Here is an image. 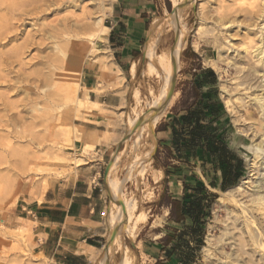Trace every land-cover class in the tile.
<instances>
[{
    "label": "rangeland",
    "instance_id": "obj_1",
    "mask_svg": "<svg viewBox=\"0 0 264 264\" xmlns=\"http://www.w3.org/2000/svg\"><path fill=\"white\" fill-rule=\"evenodd\" d=\"M177 1H180L181 8L174 12ZM20 2H27L29 5L25 11L33 15L30 18L17 15L11 20L16 27L11 31V42L0 38V264H37L40 261L34 253L36 242L33 225L19 218L22 217L23 207L27 208L34 201L41 202L50 188L70 179L75 172L73 167L84 164L87 156H98L95 145L99 141L93 139L91 142L87 136H114L110 131H117L118 136L123 137L121 142H115L108 148L104 158L107 166L115 153L122 154L112 176L116 180L115 184L122 186L116 193L124 199L135 198L136 215L147 216V223L139 227L136 237H127L123 228L115 233L119 243L131 250L130 255L135 257L134 264H157L159 261L163 264H184L180 256H186L188 249L183 241L190 242L194 248L192 264H226L223 248L231 254L235 252V247L231 242L223 246L225 242L221 240L227 235L238 234L234 228H242V220L235 218L241 212L235 201L252 204V191L249 184L243 183L251 175L254 159L250 148L254 144L250 129L256 128L260 117L253 108L246 110L245 106L234 100L242 95L248 97L243 94L244 87L240 83L249 72L248 65L254 61L242 58L244 53L241 47L253 40L250 52L254 50V56L256 47L260 45L261 30L256 29V26L263 20H258L257 16L263 10L264 0H160L156 28L150 34V39L155 40V43L152 48L151 40L149 44L147 41L143 44L139 63L136 61L139 76L131 83V89L130 81L126 80L123 72L127 73L128 68L122 71L114 60L109 47V34L103 42L95 41L93 52L84 51V65L77 85L66 83L68 79L62 74L63 71L53 69L57 67L56 64L60 65L56 54L58 51H53V54L51 51L55 41L48 37L56 30L54 28L60 29L67 24L76 32H82L85 30L82 24L86 26L98 16H103V24L110 27L112 22L109 15L114 0H100L101 3L98 0H0V4L6 7ZM184 2L187 4L182 10ZM4 18L12 19L11 14L2 10L0 23ZM226 20H232V23L223 28V21L226 23ZM236 25H245L244 28H249V31L244 32ZM158 28L160 31H157ZM42 30L47 31L45 37V34L41 35ZM232 36L235 37L233 45L229 42ZM26 44L28 50H25V55L14 57L17 53L14 50ZM64 48L67 52V65L64 63L62 68L68 70L74 66L71 62L74 54L66 45ZM192 48L202 56H195ZM145 53L148 59L151 53L166 59L164 71H170L172 83L175 75V84L170 94L175 97V107L161 122L168 120L167 116L171 112L178 114L197 102L201 92L195 89L192 76L199 65L202 68H214L216 83L205 87L214 91L213 102L219 108L214 128L234 156L241 160L240 164L233 161L238 177L234 178L235 184L227 190L215 187L224 181V169L214 174L209 172L211 169L208 170L207 166L203 169L200 163L187 166L174 160L172 162L180 165L182 171L171 176L165 183L161 167L170 161H167L168 155L161 142L170 143L169 137L158 133L161 122L152 131L148 128L144 130L152 120L153 114L150 115L149 107L161 92L163 77L162 74L159 77L150 74L147 68L149 60ZM53 55L55 62L51 60ZM43 57L46 60L42 61ZM210 59L217 61V64H209ZM47 60L50 62L47 63ZM241 61L250 63L240 65ZM153 63L160 72L158 61ZM49 64L51 67L48 70ZM257 67L260 68V65ZM91 75L94 76L93 82H88ZM137 92L139 102L134 98ZM79 98L85 103L82 110L76 107ZM228 101L234 104L235 111L228 110ZM147 114L150 116L149 121L143 124ZM138 115L142 126L140 130L134 131L128 123ZM111 141L105 139V145H111ZM159 151L161 160L157 167L154 157ZM137 156L138 164L127 176L128 167ZM184 180L192 186H205L217 199L212 204L201 245L193 240L188 230L175 255L178 259L168 262L160 250V240L167 233H172L167 227L170 209L165 202H159L164 193L167 196L182 197ZM238 186L242 188L238 189ZM111 207V213H116L118 208L112 197ZM25 225L29 229L22 232ZM186 225L191 226L192 223ZM113 232L110 228L109 243L114 237ZM209 238H212L211 243L208 242ZM115 249L118 253L109 257L108 264H119L123 259V250L117 246Z\"/></svg>",
    "mask_w": 264,
    "mask_h": 264
},
{
    "label": "crops",
    "instance_id": "obj_2",
    "mask_svg": "<svg viewBox=\"0 0 264 264\" xmlns=\"http://www.w3.org/2000/svg\"><path fill=\"white\" fill-rule=\"evenodd\" d=\"M159 8L160 0H114L112 3L109 15L112 23L108 27L110 30L109 47L119 68L122 71L125 67L128 68L127 73L123 72L126 80L130 81L128 82L129 89H131V83L139 76L138 63L142 47L146 41L149 44L152 38L150 34L156 28ZM192 51L195 56L198 55V58L202 56L193 48ZM145 57L148 59L146 53ZM134 65L136 67L135 76L132 74ZM206 69L213 70L214 68L203 67L201 70H195L192 76L193 81ZM214 73L216 74L215 71ZM93 77V75L89 76L87 81L93 82ZM204 90L209 89L204 88L202 91ZM175 102L176 100L167 114L175 107ZM186 110H181L178 114L171 112V115L167 116L168 120L161 122L163 117L161 123L159 122L158 133L168 136L170 142L173 136L171 127L174 119L181 121V115ZM149 118L147 114L143 118V124H146ZM109 133L114 136H87V140L91 142L93 139L99 140L95 145L98 156H87L84 164L73 167L75 172L70 179L50 188L41 202L34 201L27 208L23 207L22 217L19 218L33 225L36 242L34 253L40 260L37 264L109 263L107 251L110 226L107 217L112 209L110 195L112 184L108 181L109 164L105 165L104 158L108 148L115 142H121L123 138L118 136L117 131ZM105 139L112 140L111 145H105ZM117 156L122 158L121 153H115L108 173ZM132 166L133 164L128 167L127 176ZM161 172L164 176V172ZM109 253H112V249ZM117 253L118 251L115 254Z\"/></svg>",
    "mask_w": 264,
    "mask_h": 264
},
{
    "label": "bare ground",
    "instance_id": "obj_3",
    "mask_svg": "<svg viewBox=\"0 0 264 264\" xmlns=\"http://www.w3.org/2000/svg\"><path fill=\"white\" fill-rule=\"evenodd\" d=\"M99 1L100 0H98V2ZM20 3L15 4L13 6H7V7L4 4H0V13L2 10L3 11L5 10L7 13L11 14V18H12L10 20H7L8 18L7 19L4 18L2 23H0V38H2V40L4 41L11 42L13 40V37H11L10 34H11L12 29L13 28L15 29L16 27L12 23L11 20H13L17 15L19 17H27V18H30L33 15L32 12L25 11V8L29 5L27 2H20ZM183 4L184 5H181L183 6L182 10L187 3L184 2ZM174 7H175L174 12H178L181 8L180 1H177ZM261 11H262L261 14L257 16V19L258 20L263 19V20L261 21L259 25L256 26V29L261 30L260 35H259L260 39L258 42L260 43V45L256 47L255 55L254 56L252 55L254 53L252 51L254 50H251L250 52V48L251 46H253L252 44L254 43L253 40H250V42L248 43L246 42L245 44H242V47H241V49H243L242 53H244L242 54L244 55L242 58L247 59L248 61L249 60L254 61L253 64H250V65H248L250 62L249 63H245L246 61L245 62L243 61L244 63H242V61L239 62L240 65L247 64L249 66L248 74H245V76L241 79V83H240V85L244 87L243 90L245 91V93L243 94H247L248 97H244V95H242L243 97H238L234 100V102L239 101L242 104V106H245L246 110H249L250 107L253 108L255 111H257L260 117L258 120L259 123L257 124L256 128L250 129V131L252 132L251 136H253V143H254L250 148L253 151L254 159H252L253 164H252V170L250 171L251 175H248V177H246L243 183L244 185L249 184L250 190L252 191V194H251L252 204L248 205L245 202L234 200L241 211L240 214L237 213L238 215L235 214L236 217L235 216L234 217L237 219L240 218L242 220V228H239V229L237 227L234 228L238 230V234H236L235 236L227 235L226 238L223 237L221 240V242L223 243L225 242L223 246H225L227 242H231L232 245H234L235 247V250H234L235 252L233 251L234 253H231V254L226 253L223 248L222 254L226 255L225 256L226 264H264V6H263V10ZM19 13H22V14H19ZM90 19L92 20V18ZM231 21H227L226 23L223 21L222 27L223 28L227 27L228 24L232 23ZM79 25H81V23ZM67 26H68L67 24L63 25V27L60 29H58V27H55L54 29L56 30L52 31V34L48 36L51 40L55 41L53 43L54 47H51L53 50L50 49L52 51V54H53V51L54 53L55 51H58L59 53V54L58 53L56 54L58 55V59L60 60L59 62L60 65L58 66V64H56L57 67L55 68L53 67V69H56V71L64 72V73L62 72V74L68 79L66 83L70 85H77L79 82V74L81 73L82 67H83L82 57H83L84 51L86 50L94 51L95 50L94 45L96 43L95 41L103 42L107 34H109L110 30L107 26L103 24V16L102 17L98 16L97 19L95 18V20L92 23L89 22V24H87L86 26L82 24V26L85 27V30L82 32H76L75 30H73V27L69 28ZM236 26L241 27V30L244 32L247 30L249 31V28H244L245 25L244 27L243 25L242 26L236 25ZM160 28H158L157 31H160ZM41 32H42L41 35L45 34L43 37L47 35V31L42 30ZM258 34L259 33H256V35ZM233 38L235 39V37L232 36L231 40L229 41L230 44H232ZM62 43L64 44V46L66 45V48L69 47V51H71L74 54V56L71 58V62L74 66L68 70L66 69L67 71L64 68H62L63 64L66 63L65 59L67 58V52L65 51V48L62 45ZM154 43H155V40L152 39L150 43L151 48L154 46ZM25 50H28V44L23 45L22 47L14 50V52L17 51L14 57L24 56ZM235 51H237V49ZM55 55H53V59L51 60H54ZM59 55H61L62 57H59ZM43 59H45V57L42 58V61ZM155 60H157L159 63V66L161 69L160 72L154 66L153 62H155ZM48 62H50V60L49 61L47 60V63ZM209 64H211L212 66H215V64H217V61L211 60L209 61ZM232 64L234 65V63ZM46 65L47 64H45L44 67H46ZM50 65L51 64L48 65V70L51 67ZM259 65H260V68L257 67ZM165 66H166V59L164 57H159L155 55L154 53H151L149 64H148L150 74H155V75L157 74L158 77L161 76L162 74L163 86H162L160 94L150 104L149 113L150 115L153 114V117H152V120L146 125L144 130L148 128L149 130L152 131L155 128V126L162 120V118L165 117L168 109L172 106V104L175 101V97L170 96L172 92V88H173V83L171 82V77L169 75L170 71L169 70H167V72L164 71ZM240 70H243V68ZM132 74L134 76L136 74L135 65L132 68ZM173 81H175V75H173ZM164 95L165 97L162 100V97ZM84 97H87V96L85 95ZM135 97L137 99L136 101L139 102L140 101L139 92L135 94L134 98ZM84 99L86 101V98ZM83 105H85L84 101L81 98H79L78 101L76 102V107L82 110ZM226 107L230 111H235L236 109L234 104H232V102L230 101L226 103ZM249 112L250 114H254L253 111H249ZM139 115L141 116V114ZM139 115L135 119L130 120V123H128L130 124V128L133 129L134 131L137 129L140 130L142 126L141 125L138 127V124L142 122V120L140 119L141 117ZM86 151H87V148H85V152ZM120 160H121V156H117V158L115 159L112 165L110 173H108V181L112 184L110 195L112 197V200L117 204V208H118L116 213H111L113 209L110 210L108 214V218H107L108 224L110 228L115 231V233L123 228L124 233L128 235L127 237H136L138 231L140 230L139 227L142 224L147 223V216L143 214L136 215L137 201L135 200V198L132 197L131 199L129 198L124 199L125 197L123 198L121 194L118 195L116 193L118 190L122 189V186L116 185L115 184L116 180L113 179L112 176L115 170L117 169L120 163ZM138 160H139V156H137L135 161L133 162L132 171L134 169V166L138 164ZM145 166H143V169L145 168ZM161 174L163 173L161 172ZM242 186H238V189H241ZM229 193H225V195H229ZM27 226L25 225L21 231L25 232L26 230H28L29 228H27ZM116 237L119 238L117 234H114L113 239L108 244L109 248L107 251L108 252L107 255L109 257L113 256L117 252V250L115 249V246H117L119 247V249L123 250V255H124L123 259H121L122 261L119 264H134L135 257L130 255L131 250L126 245L123 246L122 244H120L119 243L120 241H118ZM211 241H212V238H209L208 242L211 243ZM111 249H112V253L110 254L109 250L111 251ZM205 249L209 250L208 248H205Z\"/></svg>",
    "mask_w": 264,
    "mask_h": 264
},
{
    "label": "trees",
    "instance_id": "obj_4",
    "mask_svg": "<svg viewBox=\"0 0 264 264\" xmlns=\"http://www.w3.org/2000/svg\"><path fill=\"white\" fill-rule=\"evenodd\" d=\"M195 55V54H194ZM199 70L202 66L199 65ZM197 91H202L206 85H214L216 83V74L212 69L203 70L201 76L193 81ZM213 90H204L197 102L185 113L181 115V121L174 119L172 125V133L170 143L161 144L167 152V162L161 167L164 172L165 183L171 176L180 173L182 170L180 165L174 164L172 160L183 165H192L200 163L205 169L209 167L214 174L224 169V181L220 186H215L221 190H227L235 184L234 178H237L236 166L233 161L239 164L241 160L237 159L229 148L219 137L217 129L214 128L218 121V105L213 102ZM155 165L158 167L160 162V151L154 157ZM217 199L203 185L192 186L184 180V195L182 197L167 196L163 194L159 204L164 203L170 209L168 217V229L172 233H167L165 238L160 240V250L168 262L177 260L175 255L179 252L182 245V239L186 232L191 231V236L198 245L203 240V230L206 226L208 218L211 216V207ZM191 222V226L186 224ZM183 243L187 246L188 253L186 256H180L184 264H192L194 259L191 256L194 248L190 242ZM199 248V247H198ZM157 264H163L159 261Z\"/></svg>",
    "mask_w": 264,
    "mask_h": 264
},
{
    "label": "water",
    "instance_id": "obj_5",
    "mask_svg": "<svg viewBox=\"0 0 264 264\" xmlns=\"http://www.w3.org/2000/svg\"><path fill=\"white\" fill-rule=\"evenodd\" d=\"M173 84H175V81H173ZM141 124H142V123H139V124H138V127L141 126ZM109 165H110V163H109ZM109 165H108V168H107V174H108ZM114 234H115V232H113L112 237L114 236Z\"/></svg>",
    "mask_w": 264,
    "mask_h": 264
}]
</instances>
